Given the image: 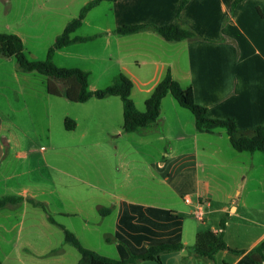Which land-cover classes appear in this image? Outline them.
Segmentation results:
<instances>
[{
	"label": "crops",
	"instance_id": "crops-1",
	"mask_svg": "<svg viewBox=\"0 0 264 264\" xmlns=\"http://www.w3.org/2000/svg\"><path fill=\"white\" fill-rule=\"evenodd\" d=\"M90 1L0 0V34L19 35V22L25 19L44 26L47 21L61 18L69 6L76 8L79 14ZM182 1L103 2L88 14L83 26L103 6H107L108 19L112 20L104 35H111L126 25H174ZM236 1H188L180 19L202 40L168 42L153 31L118 35V41L122 43L117 46L118 62L122 73L134 84L132 99L137 108L143 110L140 105L145 107L154 88L170 71L183 87H192L195 102L207 109L209 118H232L240 130L264 125V0H242L233 7ZM13 60L0 56V71L12 67L9 76L1 71L0 84L13 80L20 83L21 71L18 66L15 69ZM136 86L140 104L134 100ZM169 96L162 102L160 123L134 133H125L122 128L115 144L95 145L99 148L102 166L105 163L108 168V172H103L99 178L104 185L100 183L96 189L98 194L89 198L91 205L72 207L71 211L64 204L68 196L60 194L61 187L68 186L62 177L54 182L58 188L54 191L60 198L56 210H50L49 202L36 200V179L31 178L26 170L17 172L7 158L10 139L4 136V121L0 115V198L20 196L24 199L20 204L0 210V262L44 264L42 261L38 263L28 249L24 250L26 254H21L19 247L12 246L20 240L21 226L32 231L39 225L36 208L46 213L48 224L60 228L65 226L59 222V217L81 215L87 227L94 226V230L101 234L107 244L103 250L111 254L100 255L108 258L129 259L147 253L151 247L173 244H181L182 250L176 253L185 254L201 232L191 210L197 203H202L206 211L202 222L213 221L210 229L214 232L221 230L216 229L215 215L226 213L237 218L240 237L249 236L248 226L263 229L246 249L226 241L230 248L245 253H233L235 258L230 262L224 260L223 264H255L247 252L264 241V152L239 153L234 149L237 152L234 153L224 141L227 138L230 142L224 130L211 134L198 132L195 118L191 119L187 110L178 107ZM114 98L118 97L104 100ZM111 102L118 106L116 101ZM72 120L75 128H65L66 131L77 130L79 123ZM204 134L216 136L219 140L202 137ZM217 157L220 158L216 164ZM217 167L234 172L233 187L220 189V196L212 187L211 172ZM48 179L53 183L50 177ZM75 179L83 183V179ZM43 185H46V177ZM186 196L193 198V205L184 202ZM218 196L221 197L219 201ZM30 200L42 203L44 208L35 206ZM254 211H257L256 215ZM49 216L56 223H52ZM225 223L224 238L230 225ZM43 226L48 230L51 243L55 244L40 253L39 260L48 258L52 264H78L80 258L72 253L69 255L64 249L65 241L59 242L56 237L54 242V232L46 227L45 221ZM74 234L82 243L80 232ZM173 253L162 255L163 264ZM149 263L154 262L140 261L137 264Z\"/></svg>",
	"mask_w": 264,
	"mask_h": 264
},
{
	"label": "rangeland",
	"instance_id": "rangeland-1",
	"mask_svg": "<svg viewBox=\"0 0 264 264\" xmlns=\"http://www.w3.org/2000/svg\"><path fill=\"white\" fill-rule=\"evenodd\" d=\"M107 12V6H103L98 12L89 17L88 22L74 36L102 35L112 21L108 19ZM77 16L78 11L76 8L69 6L68 11L61 18L47 21L44 26L36 25L33 21L29 23L26 19L20 21L19 35L17 36L23 40L28 58L33 61L45 60L47 52L56 38L62 34L68 22ZM118 39L120 37L117 34H103L94 41L74 44L58 51L54 58L55 63L62 68H76L89 72L90 90L104 89L112 84L119 73H122L117 51V46L122 43L120 44ZM13 63L16 69L17 62L15 59ZM1 71L7 74L5 76H9L12 74V67H4V70ZM19 75L21 77L19 84H16L14 80L0 84V115L4 121V136L10 139V142H7L9 145L7 147V158L13 163L14 168L18 169L17 172L26 170L30 173L31 178L36 179L38 184L36 200L42 203L49 202V208L52 212L60 204V198L57 192L54 191L58 189L54 182L61 177L68 185L66 188L61 187L62 190L60 191V194H66L69 198L64 201V204L69 208L68 211H71L72 207L91 205L92 201L89 198L98 194L97 190L100 183L104 185L99 181L101 174L105 171L108 172L106 164L103 163L102 166L99 148L95 145L99 144L100 146L108 143L111 146L118 141V135L122 133L123 128L122 101L120 98H114V100L92 99L84 104L72 103L64 97H53L47 93V77L36 73L20 72ZM137 90L136 86L134 100L140 104L139 95H136ZM171 99L180 107L174 98ZM111 101H116L118 106ZM143 106L140 105L143 110L138 109L145 111ZM186 113L194 120V116L190 111L187 110ZM67 117L79 123L77 130L66 131L64 120ZM204 135L202 137L219 140L216 136ZM225 139L224 141L234 152L235 150L230 142L227 138ZM24 153H26V157L23 158L22 154ZM218 158L220 157L214 160L216 164L219 163ZM102 168L105 170H102ZM211 173L213 175L212 187L217 193L220 189L233 187L234 172L229 171L227 168L217 167ZM45 177L46 185L44 186ZM49 177L53 183L49 181ZM76 177L80 180L83 179V183L77 181ZM50 189L53 190L52 193L47 192ZM44 190L46 193H44ZM219 196L217 201L221 198ZM246 211L249 212L250 210ZM36 212L40 219V222L37 221L39 225L32 231L26 226L23 228L21 226L20 240L12 246L19 247L21 254H26L24 250L28 249L30 255L38 259V263L42 261L44 264H52L48 262L51 261L48 258L41 260L38 258L40 253L45 252L55 244L51 243L48 230L43 226V221H45L46 227L54 232L52 237L54 242L56 237L59 242L64 241V232L60 226H54L46 222V213L41 208H36ZM254 214L256 215L257 211H254ZM215 216L217 217L215 225L217 230L222 228L221 222L230 223L228 234L224 238L225 242L227 241L241 249L249 248L251 242L263 230L248 226L246 231H248L249 236L243 238V236L240 237L237 218L230 215V213ZM60 221L72 232H80L84 247L106 256L111 254L103 250V247H107V244L101 238V234L94 230V226L87 227L81 215L67 218L59 217ZM195 221L198 223L201 232L211 230L210 228L214 224L213 221L204 224L197 219ZM241 229H244V227ZM194 244L190 246L191 248L185 254L176 252L170 254L171 258L169 260L165 258L166 264H211L209 260L194 253ZM64 249L67 250L69 255L72 253V255L80 258L79 252L71 245H64ZM234 258L235 255L231 252H219L216 255L214 264H223L224 260L230 262Z\"/></svg>",
	"mask_w": 264,
	"mask_h": 264
},
{
	"label": "trees",
	"instance_id": "trees-1",
	"mask_svg": "<svg viewBox=\"0 0 264 264\" xmlns=\"http://www.w3.org/2000/svg\"><path fill=\"white\" fill-rule=\"evenodd\" d=\"M117 0H91L79 12L78 16L71 20L54 44L49 48L47 57L43 61H33L26 55L23 40L14 34H0V56L14 58L19 71L22 73H36L48 78L47 93L53 97L66 98L76 104H84L92 99L104 100L108 97H118L123 104V131L134 133L145 129L158 122L161 116L163 100L171 95L178 104L190 111L195 118V126L200 133H214L224 130L229 137L232 147L239 153L264 152V125L251 130H240L234 119H211L207 109L195 102L192 87H183L174 79L171 72L157 84L149 98L145 102V111H140L133 99L134 84L124 73H119L112 84L104 89L90 90V73L76 68H62L56 65L55 55L58 51L78 43H88L101 37L96 34L88 37L74 36L83 26L88 14L103 2H116ZM189 0H183L177 10V23L174 25L158 27L155 25H126L113 31L114 34L127 36L143 31H153L162 36L168 42H181L185 40H202L194 31L188 28L180 19V14ZM240 1L234 3L235 7ZM65 128L73 130L75 123L72 119L65 120ZM24 201L20 196H4L0 198V210L8 205H17ZM35 206L44 208L40 202L30 200ZM107 211V210H106ZM101 213H105L101 210ZM52 223L55 220L49 216ZM225 222H221L220 232L207 230L200 232L193 250L198 256L205 258L214 264L219 252L228 251L234 254H243L230 248L224 240ZM64 241L74 247L80 254L78 264H137L140 261H150L163 264L162 255L182 250L181 244L161 245L151 247L147 253L139 256H131L129 259H112L102 256L95 251L85 248L76 235L65 227ZM248 258L255 264H264V241L247 252ZM0 264H2L0 262ZM227 264V263H225Z\"/></svg>",
	"mask_w": 264,
	"mask_h": 264
},
{
	"label": "built area",
	"instance_id": "built-area-1",
	"mask_svg": "<svg viewBox=\"0 0 264 264\" xmlns=\"http://www.w3.org/2000/svg\"><path fill=\"white\" fill-rule=\"evenodd\" d=\"M23 157L26 156V153L22 154ZM184 202L187 205H193L194 201L191 196H186ZM191 214L199 221H204L206 216V211L202 203H197L196 206L191 210Z\"/></svg>",
	"mask_w": 264,
	"mask_h": 264
}]
</instances>
